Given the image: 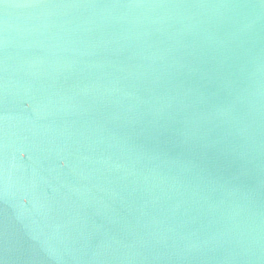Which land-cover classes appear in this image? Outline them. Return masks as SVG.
<instances>
[{
    "label": "water",
    "instance_id": "obj_1",
    "mask_svg": "<svg viewBox=\"0 0 264 264\" xmlns=\"http://www.w3.org/2000/svg\"><path fill=\"white\" fill-rule=\"evenodd\" d=\"M0 264H264V0H0Z\"/></svg>",
    "mask_w": 264,
    "mask_h": 264
}]
</instances>
